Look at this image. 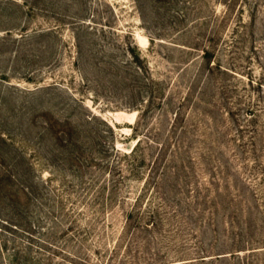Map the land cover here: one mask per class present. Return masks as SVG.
Masks as SVG:
<instances>
[{"label":"rangeland","instance_id":"obj_1","mask_svg":"<svg viewBox=\"0 0 264 264\" xmlns=\"http://www.w3.org/2000/svg\"><path fill=\"white\" fill-rule=\"evenodd\" d=\"M205 1L206 14L222 12L218 2ZM191 9L189 17L181 22L174 17L184 16L185 9L179 6L170 9L161 0H0V37L9 39L12 35L21 36L41 30L53 32L50 38L35 40L31 46H22L18 42L6 47L0 45V81L4 83L1 76H6L9 85H5L11 87L15 94L25 89L32 90L37 84L64 86L69 96L60 95L57 101L52 102V114L75 121L86 115L98 116L115 127V144L123 151H129L136 144L133 128L137 127L139 137L148 134L160 142L170 140V150L173 153L174 149L180 150L175 161H168L171 170L166 171L167 176L160 190L165 194V203L172 208L170 212L179 208L176 202L183 199L180 194L184 189L192 191L198 187H210L211 193L216 196L211 202L214 204L213 218L219 227L221 224L219 233L223 234L224 221L229 222L235 216L237 222L245 223L253 217L240 209L264 203V88L250 85L251 80L264 85V28L259 22L260 30L256 31L255 40L240 43L234 54L226 47L234 36L231 24L223 28L222 42L213 61L233 68L239 74L215 72L207 90L212 105L197 106V92L194 98L189 96V92H192L190 88L197 74V62L194 60L200 52L193 51L191 47L201 40L194 22L198 14ZM184 28L189 30L185 34ZM262 32L263 36L260 35ZM79 41L82 43L80 53L77 47ZM138 55L140 63L135 62ZM137 65L144 70L141 78H137L135 73ZM29 78L33 81L29 82ZM151 80L157 82L156 86L150 85ZM222 87L231 93V99L224 101L223 105L216 103L222 98L219 94ZM153 94L158 97L157 100H153ZM72 97L78 103L72 102ZM17 99L18 106H22L24 98ZM39 103V108L50 106L49 103ZM2 104L0 100V132L7 133L8 123L17 130L16 138L20 141L24 135L18 123L22 121L10 118L8 112H3ZM249 105L257 112L252 124L247 116ZM135 107L148 109L146 120L140 126L139 112ZM230 107L232 114L228 113ZM177 113L180 122L178 128L172 130L175 131L173 133L171 128ZM29 118L30 115L25 118L26 126L29 125ZM46 120L41 116L39 124ZM154 127L156 130L151 129ZM157 128L160 130L157 131ZM35 135L31 138L28 153L31 154L32 149L40 152L41 158H31L36 166L35 178L48 182L32 207L37 217L42 216V226L48 228L39 231L37 236L50 239L58 246L68 242L64 249L72 254L59 250L53 263L160 264L175 262V258L187 254L191 256L199 250L201 233L195 238L189 229L184 231L183 237L180 232L176 236L170 234L167 236L172 235L176 239H164L161 243V234L166 236L164 232L137 236L130 233L120 238L126 212L144 187V191L150 190L141 204L144 211L162 200L161 195L153 193L152 186L147 187L153 177V172L149 170L151 165L142 169L145 175L126 178L107 207L95 209L94 200L99 193L96 192L97 186H103L106 180H113V175L91 169L81 176L67 164L53 163L56 152L52 141L48 137L42 138L41 134L38 141ZM109 142L114 143V138ZM174 142L180 143V146L174 148ZM144 149L147 154L154 153V148L146 146ZM169 151L167 154L170 156L172 152ZM161 172L162 167L156 178ZM106 193L108 195L109 190ZM55 195H61L71 212L74 208L83 209V214L79 216L82 225L77 224L73 230L69 226L70 217L59 212L57 218L49 215ZM84 197L89 202L83 206L79 200ZM201 207L200 204L197 209ZM209 215L206 213L203 217ZM55 222L64 228L62 233L57 234L58 241L53 240V234L47 233ZM14 235L17 239L9 238V249L15 247L14 243L25 247L27 236L20 233ZM182 239H185V249L178 247ZM150 243L152 248L147 246ZM117 244L120 250L112 254L111 250ZM33 253L34 257L44 260L43 264L48 263L50 256L44 251L35 248ZM155 253L162 257H153ZM74 254L87 259V262L79 261L73 257Z\"/></svg>","mask_w":264,"mask_h":264},{"label":"trees","instance_id":"obj_2","mask_svg":"<svg viewBox=\"0 0 264 264\" xmlns=\"http://www.w3.org/2000/svg\"><path fill=\"white\" fill-rule=\"evenodd\" d=\"M170 9L173 7H180L185 9L184 16L178 15L174 17L178 18L181 22H184L191 10L198 14L195 24L199 29V36L201 42L191 47L193 51L200 52V55L194 60L197 62V74L195 81L191 85L189 96L194 98L195 93V105L197 106H210L211 96L208 97L207 90L210 86V79L219 71L224 75H238L233 68L224 67L221 63L214 62L213 58L217 54V49L220 42H222L223 28L227 24H231L232 34L234 35L232 40L226 45L227 49L231 50L234 54V50L237 45L250 40H255L257 36L256 31H259L258 23L264 28V0H213L218 2L222 6V12H215L211 15L206 14L204 11L205 0H161ZM194 7V9H193ZM188 28H184L183 33L188 32ZM182 32V31H181ZM263 36V32L260 34ZM53 36L52 30L34 31L32 34H25L21 36H11L9 39L0 37V45L7 46V44L21 43L22 46H31L33 41H37L42 38H50ZM250 39V40H249ZM79 49L82 48V43H77ZM83 55V53H81ZM193 61V62H194ZM135 62L140 63V57L135 56ZM192 62V63H193ZM113 65H111L112 67ZM114 68V67H112ZM137 78H141L144 74V70L140 65H137L135 70ZM0 81V100L3 102V112L6 111L10 115V118H19L22 122L20 124V130L23 131V139L20 141L16 138V131L7 123V133L0 132V264H43V259L34 257V249H39L50 256L47 264H55L57 258V252L63 251L66 254L72 255L71 252L64 249L68 246V242L63 246H58L50 239H40L37 234L39 231L47 230L43 224V218L37 217L35 212L32 211L34 200L37 198L43 188L48 185L43 179L35 178L36 166L31 160L33 157H40V152L36 149L30 150L31 138L35 137L40 140V134L42 138L48 137L52 141V146L56 153L53 154V163H64L72 167L76 172L81 173L84 176L91 169H99L104 171L105 174L109 173L113 175V180L103 182L104 185L99 184L96 191L98 195L95 198V209H103L107 207L108 202H112L118 193L119 186L126 178L139 177L145 175L143 168L147 169L151 165L150 173L151 181L148 183V188L153 187L155 194L161 195V201L157 204H151L148 211H144L141 207L143 199L148 196L150 190L146 189L141 191L140 195L134 200L131 208L126 212L125 226L123 227L122 236H127L130 233L132 236L138 234H146L152 232H164L166 236L161 234V241L164 239L172 238L174 236L183 233L186 229H189L194 233L196 238L197 234L201 233L202 239L198 241V249L193 252L191 256L189 254L175 258V262H182L181 264H264V203L263 205H255L254 207L246 206V208L240 209L246 215H251L253 220H247L245 223L242 221L237 222L235 216H232L231 220L224 221L222 227L224 229L223 234L219 233L220 227L213 218V207L211 203L215 201L216 196L211 193L210 187L201 188L198 187L190 191L184 189V192L180 196H184L183 199H178L177 205L179 208L173 209L170 212V205L165 203L163 197L164 192H160L163 188V181L166 178V171L171 170L169 162L174 160L178 154V148L174 149V153L170 150L171 141L160 142L156 138H152L148 134H142L139 137V128L134 129V140L137 139L136 144L131 147L129 151H123L115 144L117 137L116 130L113 125H110L106 121L100 119L98 116L91 114L82 116L78 121L72 120L69 117L56 116L51 112V105L53 101H57L60 95H68L69 91L65 90L64 86H58V84H46L37 85L34 89H25L15 92L11 87L7 86L6 76H1ZM33 81V78L28 80ZM5 83L7 85H5ZM157 82L151 80L150 85L156 86ZM250 85H258L264 88V85L253 80L250 81ZM219 92L222 98L216 100V103L224 104V101H229L231 93L226 87H222ZM58 92V94L56 93ZM23 97L25 102L22 106H18L16 103L17 98ZM158 97L153 94V100H157ZM9 100V101H8ZM186 100V99H185ZM241 101V100H239ZM39 102L49 103L50 106L39 108ZM72 102L78 103L77 99L72 97ZM50 107V108H49ZM249 119L251 124L255 122L257 118V112L250 105L248 106ZM135 110L139 112V125L146 120V114L148 109L142 107H135ZM229 114L233 113V109L229 108ZM29 118V125H25L26 116ZM46 117L43 124H39V118ZM175 120L171 128V132L175 131L179 126V113L175 115ZM154 126V125H153ZM156 130V128H151ZM149 129V130H151ZM19 130V131H20ZM148 130V131H149ZM160 128H157V131ZM38 134V135H37ZM114 138V143H110L109 139ZM145 139V140H144ZM170 142V143H169ZM21 143V144H20ZM174 142V148L180 146V143ZM154 148V153L147 154L146 146ZM170 150V151H169ZM172 152L170 156L167 154ZM180 151V150H179ZM154 157L152 159V156ZM172 156V157H171ZM151 157V159H149ZM171 159V160H170ZM165 161V163H163ZM169 161V162H168ZM171 163V162H170ZM182 166H185L182 164ZM162 171L158 178L156 176ZM116 177V178H115ZM214 179V177H213ZM110 183L112 185H110ZM146 183V184H147ZM212 184V183H211ZM155 185V186H153ZM210 186V184L208 185ZM69 186H67L68 188ZM84 188L83 192L88 189ZM96 188V187H91ZM111 188V190H110ZM101 189V191L99 190ZM106 190H109V194L106 195ZM65 191V189H63ZM73 192V190H72ZM93 192V193H96ZM218 194V193H217ZM52 212H49L50 216L57 218L58 212L65 217H70V227L82 225L79 222V216L83 214V209L78 207L71 212L67 207V203L61 198V195H55L52 198ZM201 201V202H200ZM203 201V203H202ZM89 201L86 197L83 200H79V203L84 206ZM259 202V201H258ZM201 207L199 210V205ZM172 209V208H171ZM56 212V213H55ZM173 213V214H172ZM206 213L210 215L204 218ZM255 214V216H253ZM234 215V213H233ZM241 222V224H239ZM244 223V224H243ZM56 225V226H55ZM54 227L49 228L47 233L53 234V240L58 241L57 234L63 232L64 228L57 225L55 222ZM193 225V226H191ZM69 227V229H70ZM14 233H20L26 235L28 242L25 247L20 244H15V247L9 249L10 237L17 239ZM174 234V236H167ZM45 235V234H44ZM14 241V240H13ZM158 244V242H157ZM152 248L153 244L147 245ZM80 248L82 245L79 246ZM179 248L185 249V239H182ZM51 249H54L53 251ZM119 245L117 244L112 250L113 253L119 252ZM162 250V248L158 249ZM156 251V249H155ZM162 257L159 253H155L153 257ZM73 257L81 262H87V259L74 254ZM127 261V260H126ZM155 261V260H154ZM175 262H162L160 264H175Z\"/></svg>","mask_w":264,"mask_h":264}]
</instances>
